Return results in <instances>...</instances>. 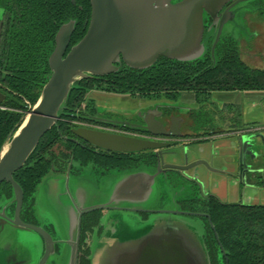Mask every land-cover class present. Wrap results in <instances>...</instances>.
Segmentation results:
<instances>
[{
    "label": "water",
    "instance_id": "95a60500",
    "mask_svg": "<svg viewBox=\"0 0 264 264\" xmlns=\"http://www.w3.org/2000/svg\"><path fill=\"white\" fill-rule=\"evenodd\" d=\"M230 1L91 0L88 32L69 52L76 22L70 21L60 28L55 50L49 59L51 76L43 87L41 97L9 135L0 151V186L8 183L13 187L16 203L14 219H8L4 212L0 213V250H8L9 264H48L51 259L56 264H79L82 216L99 209L146 212L159 216L150 226L137 232L131 229L119 233L115 226L108 227L93 245L91 264H212L206 245L205 226L199 227L195 222L179 217L191 213L180 209L155 210L148 206L149 203H160L157 179L162 170L183 172L187 177L199 180L191 176L190 171H196L200 166L211 169L208 161L199 159L198 152L190 147L172 148L170 143L158 139L132 138L88 128L74 129L73 142L79 144L82 141L109 153L155 151L158 170L154 174L139 172L113 176L118 182L103 194L90 190V187L85 190L74 187L72 190L70 178L65 180L67 189L61 179L48 181L45 198L63 238L61 244L64 248L59 256H56V242L44 228L22 221L25 194L14 175L26 165L43 137L58 124L77 82L118 73L123 63L133 70L145 71L161 58L181 63L200 60L207 49L203 43L205 15L217 19ZM228 12L221 23L216 44ZM3 26L1 22L0 37ZM5 99L6 95L0 92V105ZM145 122L147 130L156 137L182 136L180 123L167 132L164 124L155 117ZM152 125L158 130L153 131ZM256 138L248 134L239 138L240 180L245 179L247 172H255L247 161L248 157L255 156L252 149ZM192 156L198 159L192 161ZM63 196L67 198L66 203L62 200ZM19 231L42 236L46 245L45 255L42 256L44 242L38 244L37 250L36 244L28 247L21 241Z\"/></svg>",
    "mask_w": 264,
    "mask_h": 264
},
{
    "label": "trees",
    "instance_id": "16d2710c",
    "mask_svg": "<svg viewBox=\"0 0 264 264\" xmlns=\"http://www.w3.org/2000/svg\"><path fill=\"white\" fill-rule=\"evenodd\" d=\"M3 11V32L0 37V82L11 91L7 110H0V151L9 135L22 121L24 112L34 107L43 87L51 76L49 59L55 49V38L60 28L76 20L77 25L68 52L87 34L91 14V0H0ZM101 79L82 82L99 83L113 87L119 94H166L176 97L181 92L212 91H264V70L245 64L238 48L225 40L219 47L217 62L212 59L197 63L171 62L161 58L145 71L125 70ZM72 89L67 109L61 118L84 120V116L71 117L77 105H82L84 91ZM89 107L85 111L88 110ZM30 111V110H29ZM90 111H96L92 109ZM72 123L61 121L41 140L26 165L15 175V181L25 194L24 211L32 209L34 200L28 201L39 189L53 166L74 158L80 166L94 165L106 171L126 169L136 163L129 155L115 154L103 157L92 150L65 141L70 136ZM59 149V153L55 152ZM123 156L122 159L118 158ZM8 192L13 197V187L0 186V198ZM199 202L202 212L209 215L220 239V245L208 242L210 256L213 245L221 246L228 264H264V206L223 204L216 197H206ZM89 226V225H88ZM90 227V226H89ZM214 238V232L210 230ZM207 240V237H206ZM85 256L88 251L81 250ZM83 256L80 264H90Z\"/></svg>",
    "mask_w": 264,
    "mask_h": 264
},
{
    "label": "flooded vegetation",
    "instance_id": "af4514ba",
    "mask_svg": "<svg viewBox=\"0 0 264 264\" xmlns=\"http://www.w3.org/2000/svg\"><path fill=\"white\" fill-rule=\"evenodd\" d=\"M73 1V0H72ZM181 0H174V3H177ZM252 0H231L220 12L217 19L212 18L209 15H205L204 22H205V33L203 38V43L206 45V52L205 55L200 59L192 63H197L203 60L212 59L213 62H217L218 59V53H219V47L225 40L232 42L235 47L238 48L239 56L241 58V42L244 40V36L242 35V29L239 28L238 19H246L247 14L251 15H264V0H257L259 2V6L256 10H253L252 13H245L241 14L236 11L237 7H239L243 3H247ZM76 5V4H74ZM229 10L227 14V21L224 24V28L222 31V34L220 36L219 42L216 44L220 26L223 21V18L225 17L226 12ZM75 21L77 25L76 20ZM69 23V22H68ZM255 36L250 35L249 38L246 39L247 42H250ZM56 39V38H55ZM55 50V49H54ZM171 62H178L176 60L168 59ZM243 61V60H242ZM244 62V61H243ZM245 63V62H244ZM246 64V63H245ZM249 66V65H248ZM258 69V68H255ZM125 70H132V71H138L133 70L129 67H127L124 63L122 64L120 71ZM95 79H101L104 81H109L108 79L104 78H95ZM0 92H2L4 95H6V99L4 101L7 102L8 96L11 94V91L6 88L3 83L0 82ZM242 93V96H244L245 93H257V94H263L264 91H212V92H201V93H194L198 97V103L197 106L200 105V98L202 96H205L209 98L210 96H214L215 94H227V93ZM187 93V92H181ZM246 97V96H244ZM248 97V96H247ZM246 97V98H247ZM178 96L175 98H166V102L157 104V100L154 101H147L149 102V105L146 107H138L134 109H130L127 114H122L123 112L120 111H112L115 113L117 118L108 117V116H102V114L99 113V111H74L75 113H68L67 116L71 117H79L81 115L84 116V120H81L83 123L82 127H73L71 129V135L70 136H63V139L65 141H71L77 146H80L82 148H87L89 150H92L98 155H101L103 157H108L109 155L113 156L115 154L119 153H109L103 150H98L82 141H80L79 144H76L71 139H74L75 136L73 135L72 131L77 128H88L92 130L112 133L115 135H122L126 137H132V138H140V139H158L167 143L171 144L172 148H186L194 146L195 144H199L200 142L205 141L206 137H204V133L202 132H196L195 128L197 127L196 119L194 118L195 111H198V107H188L186 105H183L179 103V100L177 99ZM161 101V100H160ZM155 102V103H154ZM3 103V104H4ZM264 103V99L262 101H258L255 107L261 106ZM0 105V110H7L4 106ZM239 105L233 106L231 109L225 107L224 110L226 111H249L250 107H247L244 109V107H241ZM250 105V104H249ZM200 107V106H199ZM263 107V106H262ZM158 108H160L161 113V121L164 122L165 130L167 132H171L173 128L176 127L178 123L181 122L182 130H180L181 137L176 138L173 136L168 137H156L153 133H150L147 130L146 120L156 115V111ZM264 111V107L262 108ZM134 112H132V111ZM127 111V110H123ZM187 111V116L183 118L177 117L179 114L178 112H185ZM219 111V110H215ZM131 112V114L129 113ZM130 114V115H129ZM129 115L134 118L133 120L124 116ZM138 118V120H136ZM70 122L73 125L76 124V121L70 120L68 118H60L59 122ZM19 125V124H18ZM151 129L153 131L158 130L156 126H151ZM263 130H249L247 133L248 135H254L257 136V138L254 140V147L252 151L254 152L255 156L254 158L248 157L247 163L251 165V170L255 171V173L258 175L255 179H257L258 182H260V185L263 184L261 181H264V133H262ZM212 134V132H211ZM55 152L58 154L59 149L55 148ZM156 152L151 151L147 153H141V154H120V155H129L131 160H133L134 165H131L129 168L126 169H113L110 171H106L104 169H101L99 167H96L92 165L93 169L98 172V183H90V190H95V192L99 193H105L110 188H112L118 181H114L113 176L121 175L124 173L133 174V173H139V172H146L149 174L157 173L158 170V158L156 157ZM123 156H119L118 158L122 159ZM238 157H239V151H238ZM240 160V158H239ZM78 163L75 162L74 158L71 160H63L59 165L53 166L50 172H54V176H52L55 180H59L60 178H72V176H75L77 178H82L83 175V166H76ZM89 166V165H88ZM87 167V166H86ZM163 169V167H162ZM162 176L166 177L167 180H169V186L174 191V198L178 199L176 202L177 204H180L181 211L183 212H189L192 216H198L201 218L205 223L206 228V245L209 249L208 242H212L214 244V241H216L220 245V239L218 234L216 233V229L213 226L212 220L208 217L209 215L206 213H198L196 211L197 208L200 206L201 197L204 196L200 193H204V188L201 185V181L194 180L185 175L183 172L179 171H168V170H162ZM50 172L46 176V178L49 176ZM110 176V177H109ZM101 177V178H100ZM246 177V176H245ZM45 178V179H46ZM104 178V179H103ZM172 179L174 180L172 183ZM243 180V179H242ZM241 180V181H242ZM84 180H79L78 183L75 184V189L82 187L84 190L86 189L85 186H83ZM81 188V190H82ZM88 189V188H87ZM177 190L179 192L177 193ZM83 191V190H82ZM14 192V191H13ZM180 194V195H179ZM206 197H216L212 194H206ZM204 196V197H205ZM217 198V197H216ZM218 199V198H217ZM219 200V199H218ZM25 203V202H24ZM224 204V203H223ZM37 201H34L33 207L29 211H24V205L21 212V219L23 222L31 225H35L38 227L44 228L50 236L53 238V240L56 242L55 250H56V256L61 255L62 250L64 248V245L61 244L63 241V238L61 237L60 232L58 231L57 225L54 222H49L46 224V222H41L39 219V214L37 210ZM89 207V205L87 206ZM177 210V209H175ZM179 210V209H178ZM5 213L8 219H14L15 213H16V203L14 202V194L12 198H8V200L5 197L0 198V213ZM200 214L204 215L201 216ZM159 215L154 213H146V212H132L127 210H109V209H99L95 210L89 213H86L82 216V223H81V237H80V252H79V264L81 261V258L84 255L81 250L88 251V255L85 256L87 258V261H90L91 264V256H92V249L93 245L102 238V236L105 234L106 230H108V227L111 229L112 227H116V230L119 233L127 232L132 230H135L136 232L143 228L150 226L154 219L158 217ZM211 220V221H210ZM90 227H89V226ZM8 227V225H7ZM214 232V238L212 236V233ZM19 234H22V232ZM28 236V235H26ZM32 238L33 243L36 244V250L39 248L38 244H42L45 240L42 236L37 234V237L28 236ZM213 255H211V261L212 264H228L229 260L226 257L225 250L220 247V250L216 248V245H213ZM46 253V245L44 246V250L42 253V256H44ZM8 250L2 251L0 250V264H9L8 263ZM22 262V261H21ZM24 262V261H23ZM48 264H56L54 259H51L50 263Z\"/></svg>",
    "mask_w": 264,
    "mask_h": 264
},
{
    "label": "rangeland",
    "instance_id": "374dc122",
    "mask_svg": "<svg viewBox=\"0 0 264 264\" xmlns=\"http://www.w3.org/2000/svg\"><path fill=\"white\" fill-rule=\"evenodd\" d=\"M259 6V2L257 0H252L247 3L241 4L239 7H237L236 11L238 13H241L242 15L245 13H252L253 10H256ZM3 17V13H2ZM246 19L239 18L238 19V24L239 28L242 29V35L245 37L244 40L241 42V60H243L247 65H249L252 68H258L264 70V15H251L247 14ZM2 20L0 21V23ZM255 36L250 42H247L246 39L249 38V36ZM76 90H81L84 91V98H83V103L82 105H77V107L74 109L75 111H85L89 107V111L92 109H97L102 116H108V117H113L117 118L114 112L112 111H123L122 108L125 110L129 111L130 109L134 108V105L138 107L137 105L139 102L145 103L149 105V102L147 101H154L157 100V104L159 105L161 103L166 102V98H174V96H168L166 94H159V95H151L148 97V95H141L139 93H128V94H119L117 90L113 87L106 86L104 84H99L97 82L95 83H88V82H82L78 85L75 86ZM122 95V96H120ZM180 93L175 94V96H179ZM252 98L257 101H262L264 99V93L263 94H257L253 93ZM239 96V97H238ZM228 98L232 97H238L237 101L240 102V95L238 94H233L227 93ZM242 99H246V97L242 96ZM161 100V101H160ZM236 101V102H237ZM155 103V102H154ZM200 105H198V111H195L194 113V118L196 119L197 127L195 128L196 132H212V130H218V129H226L227 127L225 126L226 120L229 117V112L224 110L225 104L223 101L218 99L216 95L210 96L209 98L202 96L200 98ZM246 102L244 100V103L240 105L241 107L246 106ZM248 105V104H247ZM123 106V107H121ZM200 106V107H199ZM264 107V103L261 106H254L253 111L251 113V118H256V116L260 115L262 108ZM135 107V109H136ZM28 111L24 112V116L29 113ZM219 110V111H215ZM132 111V110H131ZM135 111V110H134ZM132 111V112H134ZM232 112V111H231ZM131 114V112H129ZM124 114V113H122ZM129 114V115H130ZM129 115H124L130 119H134ZM23 116V117H24ZM237 119H239V114L236 115ZM22 117V118H23ZM138 120V118L136 119ZM223 120V122H222ZM225 120V121H224ZM76 124L75 127H82L83 123L79 119H76ZM78 166V164L76 165ZM54 172H50L49 176L43 180L42 184L40 185L38 191L33 195L28 198V201H37V210L39 214V219L41 222H46L48 224L49 222H54V218L52 216V213H50L49 208H48V202L47 199L45 198V193L47 192V187L46 184L50 180H54L52 176H54ZM110 177V176H109ZM101 178V177H100ZM62 184H64V188L67 189L66 185V178H60ZM104 179V178H103ZM79 180H84L85 182L83 183V186L86 188L90 187V183L97 184L98 181V172L95 171L92 167V165H89L85 168H83V175L82 178H77L75 176H72L70 179L69 186L74 190V187L76 183H78ZM174 180L172 179V182ZM171 182V179H170ZM171 182V183H172ZM157 188L160 189V203L152 204L149 203V207H154L156 208L155 210H173V209H180V204H177L178 202L176 198H174V191L172 190L169 186V180L166 179V177L162 176V173L158 176L157 179ZM5 190V189H3ZM5 197L8 200V192L5 190ZM179 190H177V193ZM206 189L204 185V193H200L201 195L203 194L204 196L206 195ZM176 194V193H175ZM180 195V194H179ZM202 196V200H206V196ZM62 200L64 203H66L67 198L66 196L62 197ZM198 213H202V206H199L197 208ZM204 213V212H203ZM162 214H160L161 216ZM182 217L190 222H195L199 227L205 226L204 221L199 218L198 216H192V215H185V216H179ZM21 236V241H23L28 247L33 246V240L32 238L28 236H33L37 237V234L34 232H24V231H19ZM28 235V236H26ZM62 237V236H61Z\"/></svg>",
    "mask_w": 264,
    "mask_h": 264
},
{
    "label": "crops",
    "instance_id": "0c3cea01",
    "mask_svg": "<svg viewBox=\"0 0 264 264\" xmlns=\"http://www.w3.org/2000/svg\"><path fill=\"white\" fill-rule=\"evenodd\" d=\"M3 11L0 9V21L3 20ZM234 94V93H233ZM240 95V102L237 101L238 97H227V94H215L218 99L224 102L225 107L231 109L233 106L243 104L244 100L248 104L244 107H250L249 111H227L229 117L226 120V129L212 130L211 132H205V141L195 144L190 148L198 152V158L208 161L211 169L205 166H200L195 171H190V175L196 177L201 182V185L206 189V194L215 195L224 204H239L244 206H264V181H257L256 174L247 172L245 179L240 180V160L238 157V143L239 138L247 133L249 130H263L264 133V111H259L260 115L256 118H251V113L254 112L253 108L257 100H254L253 93H245L244 96H248L246 99H242V93H235ZM122 96V95H120ZM179 103L188 107H196L198 103V97L192 93H182L177 98ZM237 101V102H236ZM146 103V102H145ZM139 102L138 107H146L147 104ZM250 104V105H249ZM123 107V106H121ZM136 106L134 105V108ZM136 107V108H138ZM133 108V109H134ZM124 110V108H122ZM155 117L160 123L161 111L160 108L155 110ZM127 114L128 111H120ZM187 111L178 112L179 118L187 116ZM239 114V119H237ZM225 121V120H224ZM223 122V120H222ZM164 123V122H162ZM180 130H182L180 122ZM192 156V161L198 159Z\"/></svg>",
    "mask_w": 264,
    "mask_h": 264
},
{
    "label": "bare ground",
    "instance_id": "6f19581e",
    "mask_svg": "<svg viewBox=\"0 0 264 264\" xmlns=\"http://www.w3.org/2000/svg\"><path fill=\"white\" fill-rule=\"evenodd\" d=\"M28 119V118H27ZM27 122V121H26Z\"/></svg>",
    "mask_w": 264,
    "mask_h": 264
}]
</instances>
